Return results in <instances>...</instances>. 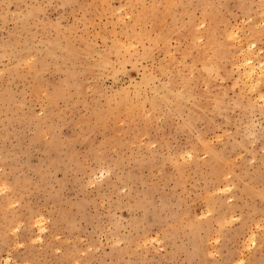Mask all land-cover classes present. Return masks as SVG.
Masks as SVG:
<instances>
[{"label": "rangeland", "instance_id": "rangeland-1", "mask_svg": "<svg viewBox=\"0 0 264 264\" xmlns=\"http://www.w3.org/2000/svg\"><path fill=\"white\" fill-rule=\"evenodd\" d=\"M0 264H264V0H0Z\"/></svg>", "mask_w": 264, "mask_h": 264}]
</instances>
